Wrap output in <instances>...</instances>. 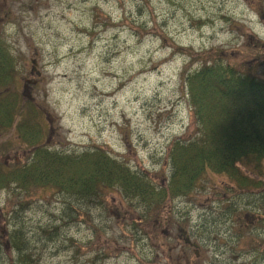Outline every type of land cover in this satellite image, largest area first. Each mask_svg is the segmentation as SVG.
Returning <instances> with one entry per match:
<instances>
[{
	"label": "rangeland",
	"instance_id": "1",
	"mask_svg": "<svg viewBox=\"0 0 264 264\" xmlns=\"http://www.w3.org/2000/svg\"><path fill=\"white\" fill-rule=\"evenodd\" d=\"M0 37L17 60L21 93L45 114L47 149L100 147L157 187L170 176L172 142L197 134L180 78L196 52L264 81V0H0ZM12 135L3 134V148ZM13 144L0 153L8 169L31 160L21 140ZM243 171L264 184V161ZM227 183L206 175L190 196L171 205L167 197L165 225L154 202L148 213L134 210L117 188L81 202L53 188L0 191V264L17 263L7 241L15 228L29 243L26 264H238L249 239L237 249L214 238L194 247L204 238L198 222L215 215V191ZM255 191L264 196V185ZM262 240L253 247L264 254Z\"/></svg>",
	"mask_w": 264,
	"mask_h": 264
},
{
	"label": "trees",
	"instance_id": "2",
	"mask_svg": "<svg viewBox=\"0 0 264 264\" xmlns=\"http://www.w3.org/2000/svg\"><path fill=\"white\" fill-rule=\"evenodd\" d=\"M206 54L196 52V57H191L180 73L198 127L197 136L173 143L167 186L155 190L145 178L99 147L83 154L47 149L43 145L47 133L45 114L21 93L17 60L0 37V133L3 137L13 131L5 142L6 149L1 147L0 151L5 155L3 151L8 147H16L13 144L16 140L31 150L28 163L10 169L0 167V191L17 189L28 193L33 189L53 188L81 202L99 201L103 191L118 186L124 196L143 198L147 204L154 202V206L163 209L167 197L169 201L187 197L200 188L207 173L225 175L230 183L215 191L213 202L218 204L215 215L205 213L200 219L203 233L199 234L204 238L199 243L214 238L219 244L237 249V243L249 239L243 246L245 251H252L249 264H264V254L253 247L264 237V213L261 212L264 196L262 191L255 192L263 183L256 173L252 172L257 177L249 178L238 167L239 164H244L246 169L252 165L259 167L264 161V81L224 63L215 53ZM195 63L197 66L193 67ZM229 185L238 191L229 190ZM239 191H244L246 196L237 205L235 194ZM12 212L8 219L12 218ZM23 231L15 228L7 237L16 251L15 264H26L30 254Z\"/></svg>",
	"mask_w": 264,
	"mask_h": 264
},
{
	"label": "bare ground",
	"instance_id": "3",
	"mask_svg": "<svg viewBox=\"0 0 264 264\" xmlns=\"http://www.w3.org/2000/svg\"><path fill=\"white\" fill-rule=\"evenodd\" d=\"M146 194L143 195V197H145Z\"/></svg>",
	"mask_w": 264,
	"mask_h": 264
}]
</instances>
